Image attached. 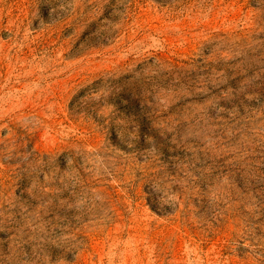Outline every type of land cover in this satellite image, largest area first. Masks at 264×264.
<instances>
[{
  "label": "rangeland",
  "instance_id": "rangeland-1",
  "mask_svg": "<svg viewBox=\"0 0 264 264\" xmlns=\"http://www.w3.org/2000/svg\"><path fill=\"white\" fill-rule=\"evenodd\" d=\"M0 264H264V0H0Z\"/></svg>",
  "mask_w": 264,
  "mask_h": 264
}]
</instances>
